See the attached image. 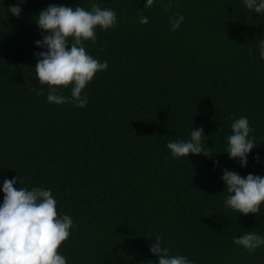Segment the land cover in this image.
<instances>
[{
  "label": "trees",
  "instance_id": "trees-1",
  "mask_svg": "<svg viewBox=\"0 0 264 264\" xmlns=\"http://www.w3.org/2000/svg\"><path fill=\"white\" fill-rule=\"evenodd\" d=\"M91 2L26 0L16 17L8 9L18 0H0V204L5 178L51 189L74 225L59 248L67 264H159L156 236L194 264H264V245L249 254L233 242L264 236V204L259 215L227 208L221 179L225 168L264 176V14L244 0H171L169 12V0H94L117 14L114 28H96L97 43L84 42L108 69L82 91L86 107L48 103L35 78L34 53L45 50L37 16L49 4ZM177 13L185 19L170 31ZM241 116L257 143L246 167L225 152ZM200 127L211 157L173 158L167 144Z\"/></svg>",
  "mask_w": 264,
  "mask_h": 264
},
{
  "label": "clouds",
  "instance_id": "clouds-1",
  "mask_svg": "<svg viewBox=\"0 0 264 264\" xmlns=\"http://www.w3.org/2000/svg\"><path fill=\"white\" fill-rule=\"evenodd\" d=\"M9 7L8 12L19 17L20 4ZM248 10L264 14V0H244ZM154 0H146L143 8H151ZM173 4L171 0L164 5V11L169 12ZM140 15L139 23L147 24L148 17ZM35 21L41 30L42 40L35 41L38 47L45 49L34 53L37 57L35 78L41 85H48V103L74 104L78 108L86 107L87 96L82 91L93 80L97 72L108 69V62H100L86 52L85 41L97 43L96 28L108 30L117 24V14L108 8H101L92 0L90 10L82 6L75 8L66 5L49 4L38 14ZM185 17L177 13L170 19V31L180 28ZM47 33V35H44ZM260 58L264 60V41L259 44ZM71 86V95L58 94L59 88ZM35 91V89H32ZM41 91L37 95L42 94ZM231 119V116L228 117ZM232 133L227 137L228 147L225 152L230 159H235L246 167L248 154L257 146L250 133L254 131L249 126L246 117L241 116L231 124ZM202 127L191 131L188 141H171L167 148L173 158L188 157L189 154H203L211 157L203 141ZM257 162L259 156L255 157ZM219 161H214L218 165ZM19 177L5 178L2 191L3 203L0 204V264H67L66 257L59 253V248L70 236L73 221L67 215L58 214L57 201L51 189L33 187L27 190L14 187ZM229 195L225 206L243 215H259L264 204V176L249 173L246 177L235 171L223 169L221 177ZM20 183H23L20 180ZM233 242L242 246L249 254L264 245V236L256 232H247L236 237ZM150 252L158 257L159 264H194L186 256L170 255L169 249L162 246V238L155 237L150 245Z\"/></svg>",
  "mask_w": 264,
  "mask_h": 264
}]
</instances>
